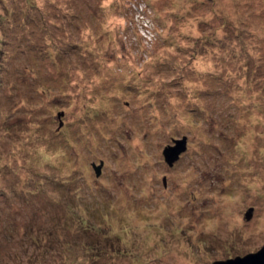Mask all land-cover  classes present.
<instances>
[{"label": "rangeland", "instance_id": "rangeland-1", "mask_svg": "<svg viewBox=\"0 0 264 264\" xmlns=\"http://www.w3.org/2000/svg\"><path fill=\"white\" fill-rule=\"evenodd\" d=\"M263 245L264 0H0V264Z\"/></svg>", "mask_w": 264, "mask_h": 264}, {"label": "water", "instance_id": "water-1", "mask_svg": "<svg viewBox=\"0 0 264 264\" xmlns=\"http://www.w3.org/2000/svg\"><path fill=\"white\" fill-rule=\"evenodd\" d=\"M186 139L174 140L173 146H167L163 151L166 162L170 165L176 161L181 153L186 149ZM102 165V163H101ZM101 165L94 167L96 175H99ZM212 264H264V245L255 253H249L243 257H234L226 260H217Z\"/></svg>", "mask_w": 264, "mask_h": 264}]
</instances>
